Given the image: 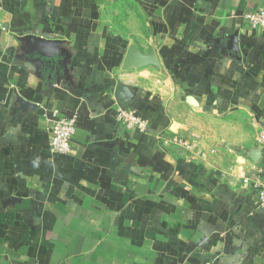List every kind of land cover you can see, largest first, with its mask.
<instances>
[{
	"label": "crops",
	"instance_id": "crops-1",
	"mask_svg": "<svg viewBox=\"0 0 264 264\" xmlns=\"http://www.w3.org/2000/svg\"><path fill=\"white\" fill-rule=\"evenodd\" d=\"M256 10L264 0H0V264H264ZM27 36L58 45L49 56ZM130 46L159 68L124 70ZM120 107L145 131L119 124ZM56 113L75 120L70 156L49 149Z\"/></svg>",
	"mask_w": 264,
	"mask_h": 264
},
{
	"label": "built area",
	"instance_id": "built-area-1",
	"mask_svg": "<svg viewBox=\"0 0 264 264\" xmlns=\"http://www.w3.org/2000/svg\"><path fill=\"white\" fill-rule=\"evenodd\" d=\"M247 28L251 31H264V10L248 12L244 15ZM119 124L129 130L145 131L147 122L143 120L135 111L120 107L117 111ZM49 149L53 154L70 156L72 155V140L76 132L74 118H67L55 114L49 122ZM172 143L180 148L190 149L189 142L182 139H172ZM258 145H264V133H260L257 138ZM251 180V190L257 198V205L264 210V168L254 169L249 174Z\"/></svg>",
	"mask_w": 264,
	"mask_h": 264
},
{
	"label": "water",
	"instance_id": "water-1",
	"mask_svg": "<svg viewBox=\"0 0 264 264\" xmlns=\"http://www.w3.org/2000/svg\"><path fill=\"white\" fill-rule=\"evenodd\" d=\"M26 39L41 46L42 49L45 51V53L49 56L52 55L53 49H55V47L58 45V42L56 41H50V40H46V39L36 37V36H27ZM228 49L232 51L238 50L237 49V33H234L230 37V40L228 43ZM145 67H153L155 69L159 68L158 62L154 55V51L150 50L148 53L143 54L132 46L128 47L124 60H123L122 68L124 70H131L134 68H145ZM114 98L117 102H120V103L127 102L131 98L130 89L127 86H124L121 83H118L115 86ZM260 153H261L260 150H253L251 152V159L254 162H257L259 160Z\"/></svg>",
	"mask_w": 264,
	"mask_h": 264
}]
</instances>
